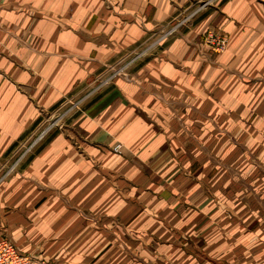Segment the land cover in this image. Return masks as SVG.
Segmentation results:
<instances>
[{
    "label": "crops",
    "instance_id": "0c3cea01",
    "mask_svg": "<svg viewBox=\"0 0 264 264\" xmlns=\"http://www.w3.org/2000/svg\"><path fill=\"white\" fill-rule=\"evenodd\" d=\"M252 119L264 121V0H0V170L13 166L0 172V234L31 264H143L150 246L160 264H264L236 223L188 225L207 197L188 122ZM157 217L163 235L141 236Z\"/></svg>",
    "mask_w": 264,
    "mask_h": 264
},
{
    "label": "rangeland",
    "instance_id": "374dc122",
    "mask_svg": "<svg viewBox=\"0 0 264 264\" xmlns=\"http://www.w3.org/2000/svg\"><path fill=\"white\" fill-rule=\"evenodd\" d=\"M177 26L174 23L171 24L166 30L161 32V36H169L175 31ZM203 42L206 43L205 37H203ZM77 105L78 102H71L65 105L51 120L39 122L40 124H37L32 134L28 135L26 142L21 145L22 147L14 152L16 156L20 155L22 151V155L29 152L32 146L45 136L46 133L42 132L51 123L55 122L56 124L51 126L49 130L61 127L65 116ZM209 125L211 126V134L209 136L204 134L201 137L200 134L204 133L206 128H209ZM173 126H175L174 122ZM214 127L220 131L213 134ZM176 129L173 131L175 132ZM219 132L220 134L218 135ZM186 134L189 141L186 155L197 156L198 165L199 162L203 161V170L199 169L197 175L203 177L205 196H207L204 199L203 206H200L205 212V217H194L190 222L188 221V225L199 221V224L205 227L210 226L215 231V224L223 226L227 230L236 223L238 225L237 228L250 231L251 235L248 234L249 239L246 243L256 244L257 253L260 252L261 254V252H264V248L259 245V242H264V121L254 119L236 122L221 121L214 122V125L212 122L207 121H189ZM172 136L175 138L174 135ZM112 149L115 153H120L121 146L117 143ZM174 155L166 152L157 161L161 160V162H164L166 158L170 160V157L174 158ZM12 169L13 166L6 170L1 169L0 172L1 174L5 172L7 174ZM195 176V173L191 175L193 178ZM190 203H195L193 196H187L182 201V210L185 207L192 208ZM156 219H144L145 222L150 220L149 225L152 227L153 233H142L141 236L146 235L158 238L163 235L161 229H155V227H158L156 224L159 222L163 223V221L158 217ZM178 219V217H171L173 222H169V224L180 225ZM244 226L245 228H243ZM213 233L215 232H204L203 235H207L205 238L207 239ZM238 233V230L231 232L232 236L235 235L236 237ZM171 234H173V231H171ZM171 234L168 233L166 237ZM198 235H201V233H198ZM172 238H176L174 242L178 243V234L173 235ZM236 246L235 252L238 254L243 244H237ZM153 250L151 246L141 247L140 260L143 264H146L144 261H149L151 264H160L159 260L152 254L158 257L161 253ZM166 252L165 250L164 253L166 254ZM29 256L32 257L31 255Z\"/></svg>",
    "mask_w": 264,
    "mask_h": 264
},
{
    "label": "built area",
    "instance_id": "2783aa9c",
    "mask_svg": "<svg viewBox=\"0 0 264 264\" xmlns=\"http://www.w3.org/2000/svg\"><path fill=\"white\" fill-rule=\"evenodd\" d=\"M204 37L205 42L209 44L215 51L221 50L226 42L223 35L215 34L214 32L210 31L207 32ZM55 124V122L51 123V125L47 126L45 131L42 133H47L49 128ZM32 260V257L21 253L8 238L0 234V264H31Z\"/></svg>",
    "mask_w": 264,
    "mask_h": 264
}]
</instances>
